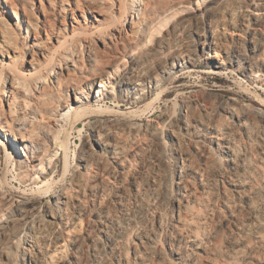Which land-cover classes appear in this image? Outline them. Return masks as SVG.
<instances>
[{
  "label": "bare ground",
  "instance_id": "6f19581e",
  "mask_svg": "<svg viewBox=\"0 0 264 264\" xmlns=\"http://www.w3.org/2000/svg\"><path fill=\"white\" fill-rule=\"evenodd\" d=\"M38 1L0 3V149L41 193L68 123L86 135L51 201L0 178V264H264V0H61L53 19ZM199 68L256 99H169Z\"/></svg>",
  "mask_w": 264,
  "mask_h": 264
},
{
  "label": "rangeland",
  "instance_id": "374dc122",
  "mask_svg": "<svg viewBox=\"0 0 264 264\" xmlns=\"http://www.w3.org/2000/svg\"><path fill=\"white\" fill-rule=\"evenodd\" d=\"M26 4L29 6H36L39 5V1L38 0H26ZM54 1V0H53ZM56 1L58 3H56ZM71 0H68L67 2H70ZM204 0H202L203 2ZM3 2V0H0V3ZM57 5H55V3L51 6H49L48 2H45V6H46V11H51L49 14L50 16L54 15L53 13V8H57L58 5H61L60 3H62L61 0H55L54 1ZM60 2V3H59ZM209 2V0H207L205 3ZM204 3V4H205ZM33 4V5H32ZM203 4V5H204ZM195 9L191 10L190 12H197L199 9H202V5H195ZM36 12V11H35ZM52 13V15H51ZM0 14H2L1 12V6H0ZM0 22H3V26H6V24L8 26L6 27H13L12 25V21L10 20L11 18L7 15H3L0 16ZM13 17V16H12ZM54 16H52L51 18L53 19ZM10 18V19H9ZM9 19V20H8ZM13 20V18H12ZM2 26V25H0ZM2 26V28H3ZM1 28V27H0ZM28 51L25 54V58H24V62L22 63V60H18L17 63L19 64H27V62L29 60H31L32 57V53L31 51L29 52V48H27ZM137 55V54H136ZM135 55V57H136ZM0 58H2L1 56V52H0ZM134 59V58H133ZM1 60V59H0ZM132 59H127L125 60V66L129 67L130 63H131ZM122 67L120 71H123L126 67ZM5 67V66H3ZM6 68H2L0 66V73L4 74L7 72ZM202 68H199L196 72H194L192 74V76L183 78L182 81L178 84H174L173 83V77L168 81L167 85H166V89L165 91H172V95L169 97V99H177V94L180 91H188V90H205L206 92H208L211 98L208 99H232L233 97H240V98H246V99H256V97L251 93V91L254 88V85H248L246 81V79L243 76L236 77L234 75H232L234 78H229L230 80L227 79H216L214 75L211 74H205L202 73ZM117 76H112L111 80L108 81V83L106 84V87L103 85H101V83L99 82L96 90L94 92V99L93 102L96 103L98 102V100L96 99V96L98 95V93L100 92V89L102 88L103 91H101V95L103 98H105V96H107V94L110 92L112 93V82L115 81ZM236 78V79H235ZM238 79V80H237ZM9 83H6V86H9ZM177 85H182V87H184L182 89L177 87ZM221 86V87H216V86ZM253 87V88H252ZM205 88V89H204ZM220 88H223L224 90H220ZM230 88H232V90H229ZM212 95V96H211ZM222 98H221V97ZM168 99V98H167ZM103 100V99H102ZM165 103L164 101H156V103L154 102V104L148 109V111L146 112V114L144 115L145 118H149L151 111L154 110H158L160 107L164 106ZM4 108L6 110H8L9 106L8 104L4 103ZM125 110V109H123ZM97 114V115H96ZM89 116H91L92 118H104V119H115L117 117H119V115L115 112L113 113H97V112H91L89 114ZM132 118V117H130ZM75 121V120H74ZM74 121H71L68 123V125L66 126V128L63 131V140H64V147L63 149L60 151V154L58 156H56V158L60 159V163L58 164V167L56 168V174H55V178H54V182L51 184L50 189L47 191V189L41 193H33L31 191H26L25 187L22 186L16 177V170L13 167V163H7V155L5 153V150L2 148L0 149V154H1V166H2V174L0 175L1 178V183L2 186H4V190L9 192L14 199L19 202L21 201L23 198L26 199H33L39 202H49L53 199V195L55 193L56 190L59 189V187H61V185L65 182L67 176H68V170H66L65 166H64V155L66 152L69 153L70 155V165L73 166L76 164L77 161V155L79 153V150L81 148V140L82 138H84V136L86 135V131L83 128L82 125L79 126V128L75 125ZM11 151V148H10ZM53 166V165H52ZM50 166V167H52ZM41 169V168H40ZM41 171V173L38 174L37 178H39V181L41 180V177L47 173V170H39ZM33 186V185H32ZM5 219V217L3 218V220ZM2 222V220L0 221Z\"/></svg>",
  "mask_w": 264,
  "mask_h": 264
}]
</instances>
